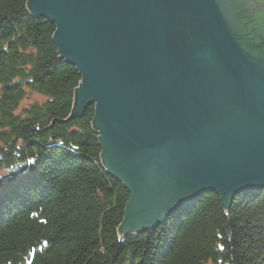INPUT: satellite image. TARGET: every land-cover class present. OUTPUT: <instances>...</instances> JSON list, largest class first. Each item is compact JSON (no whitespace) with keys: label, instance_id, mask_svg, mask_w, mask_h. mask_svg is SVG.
<instances>
[{"label":"water","instance_id":"95a60500","mask_svg":"<svg viewBox=\"0 0 264 264\" xmlns=\"http://www.w3.org/2000/svg\"><path fill=\"white\" fill-rule=\"evenodd\" d=\"M240 0H29L95 109L107 172L130 192L121 234L202 196L264 191V58L226 15Z\"/></svg>","mask_w":264,"mask_h":264},{"label":"trees","instance_id":"16d2710c","mask_svg":"<svg viewBox=\"0 0 264 264\" xmlns=\"http://www.w3.org/2000/svg\"><path fill=\"white\" fill-rule=\"evenodd\" d=\"M29 0H0V264H264V191L202 196L155 229L119 232L131 195L104 167L81 75Z\"/></svg>","mask_w":264,"mask_h":264},{"label":"flooded vegetation","instance_id":"af4514ba","mask_svg":"<svg viewBox=\"0 0 264 264\" xmlns=\"http://www.w3.org/2000/svg\"><path fill=\"white\" fill-rule=\"evenodd\" d=\"M226 15L241 42L251 53L264 58V0H240Z\"/></svg>","mask_w":264,"mask_h":264},{"label":"rangeland","instance_id":"374dc122","mask_svg":"<svg viewBox=\"0 0 264 264\" xmlns=\"http://www.w3.org/2000/svg\"><path fill=\"white\" fill-rule=\"evenodd\" d=\"M237 196H238V195H237ZM237 196H236V197H237ZM189 208H190V207H189ZM183 211H184V210H183ZM181 212H182V211H181ZM177 214H178V213H177ZM177 214H176V215H177ZM174 216H175V215H174ZM174 216H173V217H174Z\"/></svg>","mask_w":264,"mask_h":264}]
</instances>
